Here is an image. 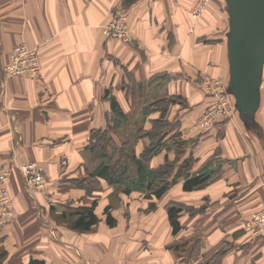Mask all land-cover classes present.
Here are the masks:
<instances>
[{"label":"crops","instance_id":"1","mask_svg":"<svg viewBox=\"0 0 264 264\" xmlns=\"http://www.w3.org/2000/svg\"><path fill=\"white\" fill-rule=\"evenodd\" d=\"M113 1L0 0V65L19 43L38 47L41 61L37 77L0 72V166L11 171L5 185L13 203L12 219L0 229L3 264H264V234L246 228L264 208V71L257 129L235 109L199 133L191 126L213 97L197 78L209 73L228 84V27L189 24L183 0H137L126 5L131 42L108 39L102 26ZM142 113L146 129L163 121L184 131L179 162L190 157L189 177L209 176L185 190L182 175L151 199L183 206L177 233L167 211L133 216L141 227L129 220L122 228L115 211L117 222L107 221L120 182L94 175L101 161L89 145L98 131L118 137L110 126ZM138 140L140 157L151 140ZM177 150L155 153L150 167L176 159ZM29 162L43 166L44 188L24 180L20 166ZM92 202L99 221L73 229V214Z\"/></svg>","mask_w":264,"mask_h":264},{"label":"rangeland","instance_id":"2","mask_svg":"<svg viewBox=\"0 0 264 264\" xmlns=\"http://www.w3.org/2000/svg\"><path fill=\"white\" fill-rule=\"evenodd\" d=\"M115 1H118V0H114L113 2H115ZM176 1L178 2V0H176ZM183 1H184V3L181 1L183 4L182 13L186 17V21H187V19L189 20V21H187L189 24H225V29L228 27V30H229V15L227 12V5H226L225 0H209L208 4H206L204 11H202L201 14L196 18L193 15L194 14L193 9L195 8L198 0H183ZM179 2H180V0H179ZM126 5H130L127 3L126 0H119V2H117L115 4L113 3L112 8L110 10V14H109V16H108V18L104 24L108 23L109 21H112L116 17V13H117L118 9H120L121 7H123L124 12H126L128 14V10H127ZM166 22L169 23L168 21H166ZM128 24H129V28H130L129 20H128ZM130 32H131V30H130ZM106 38H108V39H119L117 37H111V36H110V38L109 37H106ZM129 42H131V41H129ZM20 44L28 45L27 43H19L16 46H18ZM28 46H30V45H28ZM31 47H36V46H31ZM14 48L9 55L8 62L1 64L0 65L1 67L10 62L11 54L13 53ZM1 67H0V69H1ZM197 79L203 84L202 75L200 77H198ZM174 99L181 100L180 97L172 96L171 100H174ZM184 99H182V100L184 101ZM165 104H167V103H165ZM139 112H140V110L138 111V113ZM146 113L147 112H145V114ZM147 115H148V113H147ZM143 116H144L143 113L139 114V115H134L135 118L133 117V118L129 119L128 122L126 120L125 124L120 123V124L116 125V123H113V126H110V127H113L115 130L117 129L116 133L118 134V137L116 134L109 132L108 135H106L102 140L100 139L102 141L101 145L104 146L107 150V155L102 157L101 149L100 150L96 149V150H93V153H94L93 159L101 161V162L102 161L108 162V163H114L118 160H121L123 163L126 162L129 164V166H128L129 170L127 173L135 175L136 174V165L134 164L132 154H136V148L138 145V141H139L138 139L139 138H143V137L148 138L149 137V140H151V142H154V144H159V149H158L159 151L157 153L161 152L163 149H166V148L169 150L171 148L172 149H175V148L185 149V147L188 145L187 141L183 140L182 137L180 136V135H182V132L184 134V131H181L180 129H176L175 126H170L169 124H165L163 121H161V122L159 121V123H156V124L153 123L150 125L151 126L150 129H146L145 128L146 123L145 124L142 123V121L145 119V117H143ZM132 122H134L135 124H133ZM191 128H192V126H191ZM198 130H199V133H203L202 130H200V129H198ZM156 132H159V133H157V135L153 139L152 136ZM168 132H171V134L175 137H173V139L170 140V137H167ZM110 134H112L113 136L115 135L116 138L118 139V141H116L117 139L115 138V136L113 139L110 136ZM165 137H167V138L165 139ZM100 138H102V137H100ZM92 139L93 140H91L90 143H92V141H94V137ZM116 144L118 146H116ZM149 144L150 143H145V148H144L143 152L145 151L147 146H149ZM140 150H142V149H140ZM142 153H141L140 157L145 161L148 168L151 169V171H150V176H151L152 171L157 169L158 167H160L162 164L157 166V167H153V168L150 167V165H149L150 161L149 160L155 153L152 154L150 156V158L143 157ZM179 161H180V159H179ZM179 161L175 162V166H174V168L170 174V177H172L176 174V172L178 170V165L180 164ZM10 173H11V171H10ZM127 173H125V174H127ZM45 176H46V174H45ZM24 180L26 181L25 177H24ZM47 181H48V179L46 176V184H47ZM177 181H178V179H177ZM46 184H45V186H46ZM27 185L31 186L29 183H27ZM117 186H118L119 191H117V192L114 191L111 194L110 202H112V204L110 203L108 205L107 209H108V212L111 214L112 217H113V215H112L113 211H115V213H117L119 215L120 224H124V226L122 228H126L127 222L129 220L131 222L135 221L136 222L135 224L138 226L140 225L139 227H141V224L144 223V222H142V219L139 221L138 220L139 218L135 217V220H133L132 219L133 216H140V215L150 214V213H154V212L159 213V212H164V211H167V213L169 214V208L171 206H174V205L180 206L181 205L179 202L172 201V200H170L169 202L166 203L164 198H163L164 196L162 197L163 198L162 200H159V203H157L155 201L152 202L151 199L152 198L154 199V197L153 196L149 197L147 195L148 190L146 188L140 189L139 186H137V187L135 186V188L133 190L127 191V186H130V185L126 182V179H123V178H122V181L120 182V184ZM172 186L169 187V189H171ZM31 187L34 189H38L36 186H33V185ZM44 187H42V188H44ZM7 188H8V186H7ZM8 192H9V205H10V207H7L6 210L4 208L0 207V216L2 215V213L4 211H5L4 213L8 214V219L6 220L7 221L6 224L8 223L9 219H12L11 217L13 214V203H12V197H11L9 188H8ZM97 204H98L97 202H92V206H94V210L96 209V207H98ZM261 209H264V208H261ZM258 210H260V209H258ZM258 210H256V211H258ZM256 211H254V212H256ZM253 213L251 214V216L253 215ZM56 217L57 216H55V215L52 216V218H56ZM113 218L115 219V222H117L116 218L115 217H113ZM67 220L68 219H65V218L61 219V218L57 217L56 222L68 224ZM107 221H108V213H107ZM246 225H247V222H246ZM128 227H130L129 224H128ZM2 228H0V229H2ZM248 230H251L255 235H258L255 233L254 229L249 228ZM173 244L175 245L176 250L178 252L181 251V249H182L181 247L183 246L182 241H178V243L174 242ZM7 256H8L7 250L5 249V246L3 245L2 247H0V264H3V261L7 258Z\"/></svg>","mask_w":264,"mask_h":264},{"label":"built area","instance_id":"3","mask_svg":"<svg viewBox=\"0 0 264 264\" xmlns=\"http://www.w3.org/2000/svg\"><path fill=\"white\" fill-rule=\"evenodd\" d=\"M209 0H198L193 15L198 17L204 11ZM122 8V9H121ZM116 13V17L102 26L106 37H117L120 40L129 42L132 40L128 14L121 7ZM3 74L21 75L37 77L41 71V61L38 47H31L26 44H20L14 48L11 54L10 62L3 65L0 69ZM202 82L208 93L213 97L212 101L203 112V114L192 125L193 129H200L203 132L213 127L219 120L228 117L235 111L233 96L228 92V84L209 73L202 74ZM26 182L31 186L41 189L46 184L44 168L38 162H29L20 166ZM10 175L8 167L0 166V180L4 184L0 190V207L6 210L9 205V192L5 185ZM5 212V211H4ZM2 213L0 216V228L6 224L8 214ZM247 229H254L258 235L264 234V209L253 213L246 225Z\"/></svg>","mask_w":264,"mask_h":264},{"label":"water","instance_id":"4","mask_svg":"<svg viewBox=\"0 0 264 264\" xmlns=\"http://www.w3.org/2000/svg\"><path fill=\"white\" fill-rule=\"evenodd\" d=\"M132 4L137 0H126ZM229 15L228 92L245 125L261 107L264 71V0H225ZM1 67V66H0Z\"/></svg>","mask_w":264,"mask_h":264},{"label":"trees","instance_id":"5","mask_svg":"<svg viewBox=\"0 0 264 264\" xmlns=\"http://www.w3.org/2000/svg\"><path fill=\"white\" fill-rule=\"evenodd\" d=\"M251 128H256V129L258 128V124L256 123V120L251 122ZM157 133L159 132L153 134L152 136L153 139L157 135ZM106 135H108L107 130L98 131V133L94 134V141H92V143H90L89 145V148L92 151L96 149L97 150L101 149L102 157L107 155L106 148L101 145L102 143L101 140ZM158 149H159V144H154V142H151L150 145L147 146L145 151L142 153V155L143 157L150 158L152 154L157 153L159 151ZM181 149L178 148L177 150L178 154L176 159L174 160L167 159L164 164H162L160 167L152 171L151 176H150L151 169H149L145 161L136 154H132L134 164L136 165L135 175L127 173L129 170L128 168L129 164L126 162L123 163L121 160H118L114 163H108L104 161L100 162L94 172V175L107 178L110 183H119L122 181V178L126 179V182L130 185L127 186V191H131L135 188V186L136 187L139 186L140 189L146 188L148 190L147 195L149 197L151 196H156L158 198L161 197L169 189V187H171L177 181L178 177L182 175L187 178L184 184V189L193 190L198 186H200L201 184H203L204 182H206L209 176L201 174L198 176L189 177L188 176L189 168L191 165V159L189 157L178 165V170L176 174L170 177V174L175 166V162L179 161L178 155L180 154ZM182 210H183V206L174 205L169 208V218L173 225L174 233L179 232L182 228L179 220ZM106 212L108 213V222L110 223V225H114L116 223L115 219L108 212V209L106 210ZM73 215L74 217L69 221L70 222L69 225L76 230L90 229L94 224H96L99 221V218L95 213L94 206L82 207L78 209ZM28 264H44V262L40 260L32 259Z\"/></svg>","mask_w":264,"mask_h":264},{"label":"bare ground","instance_id":"6","mask_svg":"<svg viewBox=\"0 0 264 264\" xmlns=\"http://www.w3.org/2000/svg\"><path fill=\"white\" fill-rule=\"evenodd\" d=\"M1 72V71H0Z\"/></svg>","mask_w":264,"mask_h":264}]
</instances>
